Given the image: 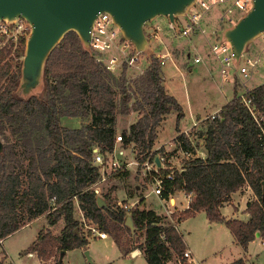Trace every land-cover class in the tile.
<instances>
[{
  "label": "trees",
  "instance_id": "trees-1",
  "mask_svg": "<svg viewBox=\"0 0 264 264\" xmlns=\"http://www.w3.org/2000/svg\"><path fill=\"white\" fill-rule=\"evenodd\" d=\"M12 59L8 51L0 52V243L44 215L47 225L29 250L41 264L53 259L61 264L66 251L88 245L73 216L77 200L86 221L105 231L124 255L138 248L148 264H171L173 254L183 260L185 244L165 216L140 207L143 199L127 212L113 200L111 189L101 194L95 190L101 167L107 172L110 165L105 158L103 165H95L93 148L97 145L103 154H112L118 114L137 113V119L122 130V146L136 148L138 166L159 152L152 150L156 128L172 110L177 112L174 141L184 151L193 149L188 135L178 129L182 108L162 85L158 58L148 56L143 75L130 83L126 66L116 77L94 53L82 49L74 32H68L47 59L42 95L27 100L12 94L21 67V61L13 65ZM232 91L217 115L207 118L203 130L194 133L199 139L195 146L205 156L185 160L171 178L164 177L169 170H162L161 196L178 191L190 194L189 207L173 217L183 220L204 211L210 222H223L245 250L256 234L264 239V84L243 93L251 110L242 102L237 83ZM134 95L140 97H133L129 106ZM67 116L90 121L80 128H67L60 124ZM6 131L17 140L10 143ZM17 146L22 149L20 155L15 152ZM24 161L27 166L22 169ZM122 174L127 176L128 171ZM245 185L256 196L247 204L248 219H223L222 204ZM128 216L133 229L126 225ZM60 220L64 225L54 235L50 228ZM230 264L246 262L240 258Z\"/></svg>",
  "mask_w": 264,
  "mask_h": 264
},
{
  "label": "rangeland",
  "instance_id": "rangeland-1",
  "mask_svg": "<svg viewBox=\"0 0 264 264\" xmlns=\"http://www.w3.org/2000/svg\"><path fill=\"white\" fill-rule=\"evenodd\" d=\"M219 9L217 7H214L204 17V26L207 30V39L202 38L201 36H195L191 38H175L171 39L167 35L161 33L160 39L162 42L157 41V39L150 40V44L153 47L154 51L153 54L156 56L157 54H163L165 52V48L170 51L171 55L176 59H184L187 60L188 56L187 53L190 52L191 54V60L193 58V54L196 52L192 51V47L194 44L198 47L199 50L205 49L207 52H210V45L214 43V41L217 40V35L221 34V31L226 28L228 25H221L219 21ZM178 23L182 27L184 25V19L178 18ZM155 24H160L164 28L167 27V19L165 17H157L156 19L149 21L144 24V31L146 34H148V31L152 27H154ZM113 51V49H111ZM244 57L241 60V64L244 63L245 57L250 56L251 58L255 59L260 57L261 60H264V43L262 42L261 37L255 39L252 43L248 45V49ZM22 57H13L12 63L13 65H16L21 61ZM159 60V59H158ZM161 63L162 60H159ZM148 66V56L145 53L140 54V60L138 64V68H132L128 67L125 69V76L128 82L134 83L135 81H138V78L143 75L144 70ZM218 67H215L213 69L214 77L217 79L219 77V62L217 64ZM16 69V67H14ZM196 72V70L194 71ZM229 73L232 75L230 78V81L228 84H226L223 87L222 92L218 91V89L215 87L213 89H210L206 92L197 90L195 86H192L189 81V78L179 77V79L184 83L186 86V91L190 92L194 110H196V107L199 106V104H202L200 108V114H207L216 109L217 107L224 104L225 101L229 100L232 95L233 91L232 88L235 83L238 85V94H243L246 90L252 89L253 87L264 84V67H257L253 71V75L249 79H244L243 77L237 75L234 73V71L230 68ZM121 74V71H117L115 73L116 77H119ZM135 89L140 92L136 87ZM193 93V94H192ZM140 94V93H139ZM132 99L129 102V106L134 102L133 97H140L139 96H131ZM209 103V104H208ZM137 113H130V114H118L116 117V136L122 135V130L127 128L129 123L137 118ZM90 119L82 118V117H62L60 119V124L67 128H80L89 123ZM134 121V120H133ZM193 118L189 116L188 112H185V115L182 116L180 119L179 125L183 128H189L192 126ZM6 135L9 137V142H14L17 140V138L10 137V134L8 131L5 132ZM175 134V117L174 115H170L165 124L164 128L160 133L158 144L167 143L172 136ZM0 140L2 141L1 135ZM114 148L117 150L123 149L124 153L119 154L117 151L116 153H113L109 155L104 153V158L106 163L108 162L110 166H108L107 172L104 170L103 167H101V175L103 172L107 174L109 177L104 181L98 184L100 187V190L97 191L98 194L104 193L107 190L111 189V195L113 197V200L117 203H125L126 205H132L133 202H137V200L144 195H148L149 189L152 188L151 185V179L148 176V173H145L143 170H141V166H138V162L136 159V153L137 150L132 145L123 147L122 142H116L115 137V144ZM21 147L17 146L15 149V152L17 155L21 154ZM172 151V150H171ZM163 151H159L161 153ZM156 156V155H155ZM116 163L118 166L114 167L112 166V163ZM137 162V163H136ZM125 164V165H124ZM166 165H169V163H165ZM27 166V161H24L21 168L25 169ZM113 168V170L111 168ZM115 170V171H114ZM114 171V172H112ZM123 171H128V175L124 176L122 173ZM117 172H119L118 175H115ZM177 199H180L181 194L176 195ZM76 201V200H75ZM74 204H77L74 202ZM146 204L148 205V198L146 199ZM183 204L185 202L183 201ZM154 208H156L158 211L159 204L155 202L152 205ZM75 210V214H80V211L73 208V212ZM83 214V213H82ZM77 221V216L74 218ZM80 220V219H78ZM200 217L197 216V218H194V221L192 223H195L197 225L200 223ZM79 223V222H78ZM88 223V222H87ZM39 223L35 222L30 226V228H26L19 232L15 237L14 240L11 239L10 246L14 249L16 246L21 247L28 244L33 237V235L36 232V229L38 228ZM81 233H85L88 236V245L85 248L82 249H74V250H68L61 259V264H148L145 260V257L143 255H134L132 253H129L128 255H122L118 248L115 246L113 239L111 237H107L106 239H95L92 238L90 235L87 234L86 229H80ZM17 237V238H16ZM209 237H216L218 241L224 242V239H221V236L217 233H214L213 235ZM203 233L192 231L191 233V241L195 242V245L200 250H205V252L202 253L204 256V263L205 264H221L223 262V258L227 257L230 253L238 252L239 248L236 247H225L226 245L224 243H221L220 247H217L218 244L212 243L209 244L208 238ZM217 247L214 249L213 253H211L213 250V247ZM255 248L259 247V244H253ZM253 248V247H252ZM218 249H223L220 252H217ZM85 251H88L89 256L91 258V261L89 262L87 260V257L85 255ZM2 253L0 252V258H2ZM183 260L176 256L175 254L172 255L171 264H181ZM21 264H37L34 258H29L25 256L20 261ZM48 264V262L46 263ZM51 264H55V260H52Z\"/></svg>",
  "mask_w": 264,
  "mask_h": 264
},
{
  "label": "water",
  "instance_id": "water-1",
  "mask_svg": "<svg viewBox=\"0 0 264 264\" xmlns=\"http://www.w3.org/2000/svg\"><path fill=\"white\" fill-rule=\"evenodd\" d=\"M195 0H0V21L18 17L30 23L25 38L20 75L12 94L23 100L40 97L45 89L44 70L48 57L68 32H74L84 51L92 54L90 36L99 12H107L122 36L138 53L153 54L144 24L165 17L177 27L176 18L185 16ZM264 34V0H252L251 7L231 26L221 31L228 42L234 69L248 45ZM1 149V143H0ZM99 205L103 201L98 198ZM126 225L134 228L131 216ZM258 236V234H256ZM138 252L134 250L132 253ZM87 260L91 258L85 251ZM62 259V258H61ZM59 259V262H61Z\"/></svg>",
  "mask_w": 264,
  "mask_h": 264
},
{
  "label": "crops",
  "instance_id": "crops-1",
  "mask_svg": "<svg viewBox=\"0 0 264 264\" xmlns=\"http://www.w3.org/2000/svg\"><path fill=\"white\" fill-rule=\"evenodd\" d=\"M195 37V36H193ZM198 37V36H197ZM203 38V37H202ZM192 47V51L196 52L193 54L192 61L191 60V54L190 52L187 53L188 59H176L174 58L170 51L165 48V53H169L167 56H165L162 59L161 64V79H162V85L164 86L166 92L170 95H172L176 101L180 104L182 108L183 116L185 115V112L187 111L191 119L193 118L192 126L189 128H183L179 125L178 122V129L180 132L188 135L189 139L192 141V147L193 149L189 150L190 156L188 159L195 158V157H204L205 152L201 147L195 146V141L199 140L198 138H195L194 133H197L198 131H202V125L203 122L210 117V115L217 114L219 110L230 100H227L222 104L221 106L217 107L213 111L207 114H200V108L202 104H199L198 107H196V110H194L192 98L190 95V92L186 91V86L184 83L179 79V77L189 78V83L192 86H195L197 90L206 92L210 89L217 88L218 91L222 92L223 87L229 83L223 82L219 77L216 79L213 74V69L215 67H218V61L216 57L211 53L207 52L205 49L199 50L196 44H194ZM199 57V61L195 62L194 58ZM132 68H138L132 67ZM196 70V72H194ZM219 73V71H218ZM233 90V87H231ZM193 94V93H192ZM209 104V103H208ZM135 113V112H132ZM137 115V114H136ZM170 115H174L175 117V134L172 136V138L167 141V143L158 144V139L160 136L161 131L164 128V124L167 120V118ZM176 117L177 112L170 111L168 114H166L162 121L159 123V125L156 128V139L154 141V145L152 150L156 151H165L166 156L168 157V160L170 162L175 163L174 169L180 170L182 168V165L185 160L183 159L178 161L179 158V152L183 151L178 144L174 141L177 131H176ZM137 119V118H136ZM135 121V119H133ZM131 121L133 123L134 121ZM128 125V126H129ZM201 144V141H199ZM124 153V150L121 149ZM172 150V151H171ZM159 153V152H158ZM152 185V184H151ZM155 186L152 185V188L149 189L148 195L141 196L137 202H133L132 208L135 206L136 203L140 201V199H143L142 204L140 207L145 209H151L154 210L156 213L163 215L166 217V219L176 228L178 233L180 234L184 244L185 249H188L194 259L198 262V264H205L204 263V256L202 255L204 250H200L197 245H195V242L191 241V233L192 231H197L200 233H203L205 236L209 237L213 235L214 233H217L221 236V239H224V242L218 241L216 237H209L208 243L211 244H220L217 247L221 246V243H224L225 247H236L239 248L238 252L230 253L227 257L223 258V262L221 264H230L234 262L237 259H244L246 264H264V239L260 236H256V238L248 243L247 248L244 250L235 240L233 235L231 234L230 230L225 226L223 222H210L204 211L196 212L191 217L185 218L183 220H178L177 218H174V214H180L183 210L187 209L189 207V202L184 197V192H175L173 194H170L167 198H164L162 196H159L154 193ZM181 194L180 199H177L176 195ZM148 198V205L146 204V199ZM256 199L255 194L251 190V188L248 185L243 186L238 191L232 193L230 195V198L228 201L224 202L220 208L221 215L223 219H240V220H247L249 217V213L246 210L247 204L253 200ZM183 201L185 204H183ZM76 202L77 204H74ZM157 202L159 204V211L154 208L152 205ZM125 204V203H123ZM80 211V214H75V210L73 212V216H77L78 219H82L81 213L82 211L79 208L78 201H73V208ZM167 208L173 211L172 214L167 213ZM83 215V214H82ZM200 217V223L195 225V223H192L194 221V218ZM79 221V220H78ZM35 222L39 223L38 228L36 229L35 234L31 238L30 242L26 244L24 247H18L16 246L14 249L10 246V243L12 242L11 239L14 240V237L21 232L22 230L26 229L27 227L30 228L32 224ZM47 225V219L44 215H41L32 221L25 224L20 229L16 230L15 232L11 233L10 235L6 236L4 239L1 240L0 243V252L2 253V258H0V261L2 264H21L20 261L25 256L29 258H34L37 264H41L36 253L29 250L31 244L36 239L38 233L46 227ZM64 222L63 220L58 221L54 226H52L50 229L54 235H57L60 233L61 228L63 227ZM109 236V235H108ZM110 237V236H109ZM17 238V237H16ZM98 239V238H95ZM114 242V241H113ZM89 243V242H88ZM259 244L258 248H255L253 244ZM115 244V243H114ZM116 246V244H115ZM117 247V246H116ZM217 247H213L211 250L213 253L214 249ZM253 247V248H252ZM118 248V247H117ZM75 249H82V248H75ZM74 250V249H73ZM119 250V249H118ZM138 252L132 253L134 250H132L130 253L134 255H143L141 251L136 248ZM223 249H218L217 252L222 251ZM67 252V251H66ZM65 252V253H66ZM119 252L124 256V254L119 250ZM64 253V254H65ZM129 254V253H128ZM125 254V255H128ZM52 260L48 261V264H51Z\"/></svg>",
  "mask_w": 264,
  "mask_h": 264
},
{
  "label": "built area",
  "instance_id": "built-area-1",
  "mask_svg": "<svg viewBox=\"0 0 264 264\" xmlns=\"http://www.w3.org/2000/svg\"><path fill=\"white\" fill-rule=\"evenodd\" d=\"M251 1L252 0H195L187 10L185 16L176 18L177 27H174L168 21L166 28L160 24H155L154 27L148 31V41L150 43V40L157 39V41L162 42L160 39L161 33L167 35L171 39L191 38L193 36H201L204 39H207L208 34L206 27L204 26V17L207 12L214 7H217L219 9L218 19L220 24L223 26H231L251 7ZM178 18L184 19V25L182 27L178 23ZM30 27V23L20 17L12 23L0 21V52L8 51L9 57H22V41L25 40L26 36L29 34ZM260 37L264 43V34ZM90 48L92 53L95 54L97 61L101 62L105 69L113 74L117 71H122L124 66L130 68L137 67L139 64L141 53L136 52L132 43L122 36L121 31L114 24L111 16L107 12H99L94 20L90 36ZM111 49H113V51ZM210 52L219 62V75L223 82L230 81L232 76L229 73L230 68L235 74L247 80L252 77L253 71L257 67H264V60H261L260 57L253 59L249 55L245 57L244 63L241 64L242 58L248 53L245 52L239 60L238 67L234 69L230 46L228 42L221 40L220 35H217V40L210 45ZM168 54V52L165 54H157L156 57L159 60H162ZM194 61L198 62L199 57L196 56ZM239 96L242 102L249 108V110H251L250 100L244 97L243 94H240ZM215 115L217 114L210 115L209 118H214ZM120 141H123L122 135H117L116 142ZM116 151L119 154H123L121 149L117 150L116 148H113V153H116ZM179 154L178 161L188 159L191 155L189 151L184 150L180 151ZM92 160L95 165H103L104 163L103 152L97 145L93 148ZM165 163H169V165H166ZM174 165L175 163L168 160L165 151L157 153L154 158H148L144 163L140 164L142 168L141 170L148 173V176L151 179V184L155 186V194L161 196L162 193L163 176L161 171L169 170L164 177L171 178L174 170H176L174 169ZM112 166L117 167L118 165L113 162ZM108 177L109 176L103 172L100 180L95 184L96 192L100 190L98 184L104 182ZM184 197L190 203L192 199L191 195L185 193ZM53 201L52 198L51 202ZM118 205L123 207L127 212H130L132 209V206L130 205L128 206L123 203H118ZM167 213L172 214L173 211L167 208ZM81 216L82 219L78 221L80 229H86L87 234L92 238L106 239L108 237V234L105 231L100 230L95 223H87L82 213ZM83 234L88 239V236L84 232ZM181 264H198V262L194 259L190 251L185 249L183 252V262H181Z\"/></svg>",
  "mask_w": 264,
  "mask_h": 264
}]
</instances>
